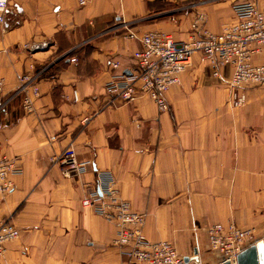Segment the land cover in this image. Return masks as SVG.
<instances>
[{
	"label": "crops",
	"instance_id": "crops-1",
	"mask_svg": "<svg viewBox=\"0 0 264 264\" xmlns=\"http://www.w3.org/2000/svg\"><path fill=\"white\" fill-rule=\"evenodd\" d=\"M256 3L264 11V0ZM232 4L7 0L0 22V157L16 159L22 172L0 201V222L20 229L0 264H147L121 255L112 242L115 224L81 207L100 171L110 172L120 196L146 214L148 239L172 242L195 264H218L223 255L210 247L208 229L234 223L254 228L244 248L256 245L264 264V86L239 89L246 101L233 107L229 67L215 77L195 56L166 92V111L144 95L110 102L105 90L134 68L140 43L125 37L128 30L186 40L198 13L211 31L231 24ZM31 42L48 46L28 53L22 45ZM113 61L120 67L112 69ZM255 62H264V48ZM30 64L42 71L27 114L16 79ZM73 90L78 101L64 98ZM67 147L86 163L78 177H62L50 160Z\"/></svg>",
	"mask_w": 264,
	"mask_h": 264
},
{
	"label": "built area",
	"instance_id": "built-area-1",
	"mask_svg": "<svg viewBox=\"0 0 264 264\" xmlns=\"http://www.w3.org/2000/svg\"><path fill=\"white\" fill-rule=\"evenodd\" d=\"M84 5L86 0H78ZM7 0H0V22ZM232 12L235 20L218 32L205 25V15L198 13L193 18L186 40H176L165 31L148 30L142 33L127 31L126 38L137 40L140 48L131 55L134 68L130 74H121L109 81L105 90L111 101L131 102L137 97L147 96L161 112L168 109L166 92L180 83V75L198 57L200 63L212 68L213 76L220 77L225 66L230 69L229 85L234 89L233 107H240L246 95L239 89L248 86H264V62L255 58L264 48V11L256 0H233ZM47 43H24L28 53L47 48ZM71 61H75L71 58ZM119 61L110 63L112 69L120 67ZM42 69L33 64L16 79V94L20 96L21 108L33 113L34 103L40 94L39 77ZM4 81L0 79V94ZM78 101V93L64 96ZM64 178L78 177L86 170V163L76 159L72 147L51 157ZM16 159L0 157V201L13 189L12 177L21 174ZM81 207L92 208L103 219L116 226L113 244L119 253L130 262L147 264H195L188 261L166 240H150L143 231L146 214L132 209L130 203L119 193L115 177L108 171L97 172L95 186L80 199ZM256 235L252 227H239L234 223H214L208 229L210 247L223 257L220 263L231 261L247 242ZM20 237V229L10 220L0 222V257L7 250V243Z\"/></svg>",
	"mask_w": 264,
	"mask_h": 264
},
{
	"label": "water",
	"instance_id": "water-1",
	"mask_svg": "<svg viewBox=\"0 0 264 264\" xmlns=\"http://www.w3.org/2000/svg\"><path fill=\"white\" fill-rule=\"evenodd\" d=\"M263 253L256 245L243 248L231 261L218 264H260ZM186 260H189L186 258Z\"/></svg>",
	"mask_w": 264,
	"mask_h": 264
},
{
	"label": "trees",
	"instance_id": "trees-1",
	"mask_svg": "<svg viewBox=\"0 0 264 264\" xmlns=\"http://www.w3.org/2000/svg\"><path fill=\"white\" fill-rule=\"evenodd\" d=\"M49 68V67H48ZM48 68H46L43 72H46L48 70Z\"/></svg>",
	"mask_w": 264,
	"mask_h": 264
}]
</instances>
